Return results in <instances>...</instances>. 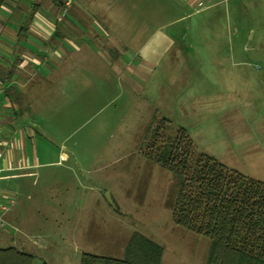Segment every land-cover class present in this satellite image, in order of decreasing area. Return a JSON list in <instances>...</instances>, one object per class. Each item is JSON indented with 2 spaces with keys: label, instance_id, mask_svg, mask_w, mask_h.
Returning <instances> with one entry per match:
<instances>
[{
  "label": "rangeland",
  "instance_id": "rangeland-1",
  "mask_svg": "<svg viewBox=\"0 0 264 264\" xmlns=\"http://www.w3.org/2000/svg\"><path fill=\"white\" fill-rule=\"evenodd\" d=\"M71 2L67 36L84 54L70 46L67 86L22 88L39 134L32 166L1 175L16 226L0 248L81 264L123 258L139 232L165 264H206L210 239L173 222L176 179L159 157L185 130L194 150L264 183V64L248 55L264 52V0Z\"/></svg>",
  "mask_w": 264,
  "mask_h": 264
},
{
  "label": "trees",
  "instance_id": "trees-1",
  "mask_svg": "<svg viewBox=\"0 0 264 264\" xmlns=\"http://www.w3.org/2000/svg\"><path fill=\"white\" fill-rule=\"evenodd\" d=\"M159 161L176 179L169 203L173 222L210 239L206 264H264L263 182L194 150L185 130L161 150ZM163 257L161 245L135 232L123 258L84 254L81 264H165ZM35 260L34 254L16 247L0 248V264Z\"/></svg>",
  "mask_w": 264,
  "mask_h": 264
},
{
  "label": "crops",
  "instance_id": "crops-1",
  "mask_svg": "<svg viewBox=\"0 0 264 264\" xmlns=\"http://www.w3.org/2000/svg\"><path fill=\"white\" fill-rule=\"evenodd\" d=\"M208 1L215 8L224 0ZM185 2L196 12L204 8V0ZM71 5V0H0V179L3 173L32 166L29 153L39 132L28 119L32 98L22 88L42 79L51 86H67L70 46L84 54L67 36L72 21L65 12ZM0 191V203H8V191L1 186ZM15 224L14 219L8 222L9 227Z\"/></svg>",
  "mask_w": 264,
  "mask_h": 264
},
{
  "label": "built area",
  "instance_id": "built-area-1",
  "mask_svg": "<svg viewBox=\"0 0 264 264\" xmlns=\"http://www.w3.org/2000/svg\"><path fill=\"white\" fill-rule=\"evenodd\" d=\"M188 1V0H186ZM68 5H70V2H68ZM203 4L200 3L199 7H202ZM2 157V154L0 153V158ZM1 172V169H0ZM1 193V191H0ZM14 204L13 199H11L8 203H0V230H6L8 228V222L6 221V215L10 211V207Z\"/></svg>",
  "mask_w": 264,
  "mask_h": 264
},
{
  "label": "water",
  "instance_id": "water-1",
  "mask_svg": "<svg viewBox=\"0 0 264 264\" xmlns=\"http://www.w3.org/2000/svg\"><path fill=\"white\" fill-rule=\"evenodd\" d=\"M248 55L251 61L264 64V52H256L255 50H248Z\"/></svg>",
  "mask_w": 264,
  "mask_h": 264
}]
</instances>
